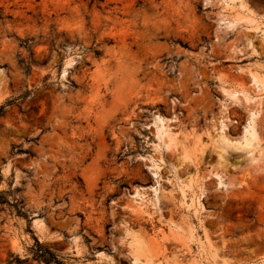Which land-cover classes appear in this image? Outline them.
Segmentation results:
<instances>
[{
	"label": "rangeland",
	"instance_id": "1",
	"mask_svg": "<svg viewBox=\"0 0 264 264\" xmlns=\"http://www.w3.org/2000/svg\"><path fill=\"white\" fill-rule=\"evenodd\" d=\"M1 106L0 264H264V0H0Z\"/></svg>",
	"mask_w": 264,
	"mask_h": 264
},
{
	"label": "trees",
	"instance_id": "2",
	"mask_svg": "<svg viewBox=\"0 0 264 264\" xmlns=\"http://www.w3.org/2000/svg\"><path fill=\"white\" fill-rule=\"evenodd\" d=\"M94 53L96 55H98L100 52L98 50H95ZM2 111V106L0 107V112ZM0 202L4 203L7 202L6 199H3L0 196ZM32 252H33V257L36 260H42L44 261L46 264H53L56 263V258L54 257L53 253L45 248L41 242H39L37 239H35V245L34 247H32ZM17 260H19L18 258H16Z\"/></svg>",
	"mask_w": 264,
	"mask_h": 264
},
{
	"label": "bare ground",
	"instance_id": "3",
	"mask_svg": "<svg viewBox=\"0 0 264 264\" xmlns=\"http://www.w3.org/2000/svg\"><path fill=\"white\" fill-rule=\"evenodd\" d=\"M255 79V78H254Z\"/></svg>",
	"mask_w": 264,
	"mask_h": 264
}]
</instances>
